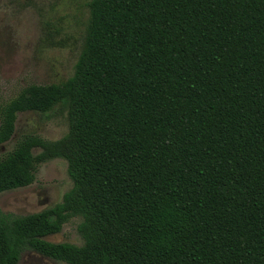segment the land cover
<instances>
[{"label": "trees", "instance_id": "obj_1", "mask_svg": "<svg viewBox=\"0 0 264 264\" xmlns=\"http://www.w3.org/2000/svg\"><path fill=\"white\" fill-rule=\"evenodd\" d=\"M72 77L0 108L67 109L57 140L0 158V193L68 163L73 186L41 211L0 210V264H264V0H91ZM35 149H39L35 153ZM81 218L82 245L52 242Z\"/></svg>", "mask_w": 264, "mask_h": 264}, {"label": "rangeland", "instance_id": "obj_2", "mask_svg": "<svg viewBox=\"0 0 264 264\" xmlns=\"http://www.w3.org/2000/svg\"><path fill=\"white\" fill-rule=\"evenodd\" d=\"M90 1L0 0V108L26 86L62 83L73 76L84 47ZM15 125L11 139L0 144V158L28 135L46 140L63 137L69 129L67 109L58 105L47 114L21 112ZM72 186L67 161L52 159L38 165L30 185L1 192L0 210L35 213L61 201ZM80 221L79 217L71 218L61 232L46 239L82 245ZM19 264L66 263L26 251Z\"/></svg>", "mask_w": 264, "mask_h": 264}]
</instances>
